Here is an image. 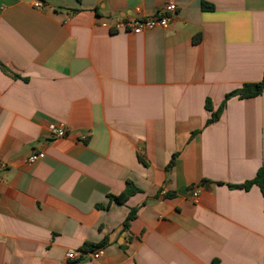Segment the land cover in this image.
Here are the masks:
<instances>
[{
  "label": "crops",
  "instance_id": "crops-1",
  "mask_svg": "<svg viewBox=\"0 0 264 264\" xmlns=\"http://www.w3.org/2000/svg\"><path fill=\"white\" fill-rule=\"evenodd\" d=\"M35 1L0 0V264H264V92L207 124L264 82V0Z\"/></svg>",
  "mask_w": 264,
  "mask_h": 264
},
{
  "label": "built area",
  "instance_id": "built-area-1",
  "mask_svg": "<svg viewBox=\"0 0 264 264\" xmlns=\"http://www.w3.org/2000/svg\"><path fill=\"white\" fill-rule=\"evenodd\" d=\"M35 7L42 8L43 3L35 1ZM176 12V5L170 2L163 7V9L148 17H126L124 19L118 20L112 27L113 31H126L133 35H141L153 31L155 29H165L171 22L172 15ZM48 130L53 135L54 138H62L65 136V129L63 127H56L50 125ZM43 155L41 153L31 154L27 158V163L32 164L37 160L41 159ZM5 169L4 164H0V171ZM194 198L198 196V192L194 191ZM81 256H87L90 259L97 260L101 256L100 250L93 251H69L66 255L68 260H77Z\"/></svg>",
  "mask_w": 264,
  "mask_h": 264
},
{
  "label": "trees",
  "instance_id": "trees-1",
  "mask_svg": "<svg viewBox=\"0 0 264 264\" xmlns=\"http://www.w3.org/2000/svg\"><path fill=\"white\" fill-rule=\"evenodd\" d=\"M76 1H80V0H76ZM202 9L203 10H211L212 7L206 3H202L201 4ZM201 37L198 35L194 38V42H198L200 41ZM1 66V64H0ZM14 77H16L14 75ZM264 92V82L261 83H246L243 84L241 87H239L238 89L228 93L225 96V99L223 101V103L221 104V106L218 108L217 111H215L212 115L210 120L207 122V124L216 122L219 120L226 102L228 99L230 98H239V99H250V98H255L259 95H261ZM206 107L208 108V102L206 103ZM173 161H174V157L170 160L168 167H171L173 165ZM252 186H257L261 192V194L264 196V166L259 168L255 177L253 179H251L250 181H247L243 184L240 185H235L232 186L233 188H239V189H243V190H249ZM137 192V188H135L132 184H127V187L125 189V191L118 195V196H110V200L114 201L116 203L122 204L124 203L126 200H128L131 196H133L135 193ZM136 215V210L133 209L132 211L129 212V214L127 215L125 221H124V229H127L129 226V223L135 218ZM105 243V240H103V242L101 244H90V243H85L83 245V251H93L99 247H101V245H103Z\"/></svg>",
  "mask_w": 264,
  "mask_h": 264
}]
</instances>
